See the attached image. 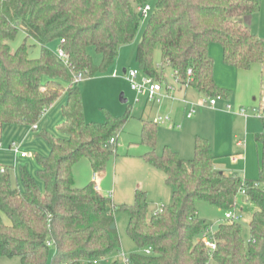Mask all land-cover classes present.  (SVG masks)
I'll list each match as a JSON object with an SVG mask.
<instances>
[{
  "label": "trees",
  "instance_id": "16d2710c",
  "mask_svg": "<svg viewBox=\"0 0 264 264\" xmlns=\"http://www.w3.org/2000/svg\"><path fill=\"white\" fill-rule=\"evenodd\" d=\"M146 4L149 0H0V129L37 124L65 89L63 81L70 84L61 135L43 133L50 153L37 156L38 175L21 166L22 187H16L9 168L0 171V256H20L22 264H105L121 248L119 232L111 228L120 210L129 216V237L141 249L152 247L151 254L132 253L130 264H208L211 258L218 264H264V108L256 134L262 147L257 179L217 169L212 144L202 135L196 136L190 159L168 145L157 153L158 124L143 120L142 140L150 147L143 158L165 174L172 187L169 203L150 214L144 191H136L135 203L118 205L93 181L76 186L74 165L86 156L95 173L103 172L117 146V139H111L127 117L87 121L74 75L92 76L99 70L90 48L102 54V69L112 64L122 45L137 36L143 17L139 7ZM259 7L258 0H158L147 17L136 62L143 73L161 81L169 67L185 81L191 78L189 86L202 95L228 98L230 90L215 82L210 44L222 45L230 66L250 69L263 62L264 39L241 20ZM20 30L25 42L14 50L10 42ZM29 39L41 45L40 57H31ZM56 41L67 61L49 48ZM158 45L162 63L157 66ZM242 185L248 202L256 206L250 238H244L241 221L225 220L215 231L217 248L210 252L201 239L208 222L200 217L197 201L231 209Z\"/></svg>",
  "mask_w": 264,
  "mask_h": 264
},
{
  "label": "rangeland",
  "instance_id": "374dc122",
  "mask_svg": "<svg viewBox=\"0 0 264 264\" xmlns=\"http://www.w3.org/2000/svg\"><path fill=\"white\" fill-rule=\"evenodd\" d=\"M157 1L149 0L153 9H155ZM258 2L259 9L245 14L241 20L254 34L264 39V0H258ZM147 20V18L142 17L141 26L135 39L122 45L118 57L105 69L100 67L103 60L102 54L90 48L89 52L99 70L92 76L84 74V78L78 82V86L82 90L84 114L87 121L104 123L109 118L127 117L115 135L118 139L117 146L114 154L107 162L106 169L100 173L96 172L101 193L108 196L112 191L114 203L120 205L135 203L136 191H144L147 193L149 213L153 214L161 205L171 201L172 187L166 182L163 171L150 165L143 158V155L150 150V147L142 140L143 120L157 121L159 115L171 114L181 127L178 129L171 127L169 123L157 122L156 151L162 154L165 146L168 145L173 150L178 151L181 157L183 156L185 159L194 157L195 138L198 134L202 136L210 134L218 139L227 138L231 142L236 134L244 131L245 121L242 125L238 116L243 120L249 119L251 128L260 129L261 119L258 108L264 104V60L254 63L250 69L230 66L224 61L222 45L219 42H212L209 49L211 48L210 54L214 59L215 82L219 87L230 90L229 98H217L216 108L208 104H201L196 114L190 118L186 117L185 106L179 102L180 100L170 102L165 99L162 103H155L147 101V96L141 94L138 96L139 101H136L137 92L131 88L129 81L124 77V69L127 71L137 69L142 73L136 62V51ZM25 38L24 31L20 30L16 38L10 42L12 48L15 50L20 47L25 42ZM28 43L31 57H40L41 45L33 39H29ZM58 45L59 42L56 41L48 46L55 50ZM154 63L157 66L162 63V49L159 45L154 52ZM172 76L173 71L169 67H165L164 80L166 77L168 82H174ZM69 85V82L63 81L65 89ZM65 89L46 110L37 123V129L22 123L8 124L0 130V140L4 144V148L0 150V169L1 167L9 168L13 186L22 187L21 166H27L33 176L38 175L40 166L37 156H46L50 153V145L43 133L47 131L55 136L61 135L59 127L63 122L62 105L67 99ZM176 95L181 96L182 93L177 92ZM234 95L237 97L234 98ZM187 97L201 103L206 96L191 88ZM228 103L233 106L231 112L220 109L225 108ZM241 107L245 108V114L239 111ZM209 108L220 110L221 114L223 113V120L220 121L215 111ZM235 117L236 125L233 123ZM10 145L19 146L20 153H27V157H21L20 153L16 154L10 149ZM225 149H227L226 144H219L220 151H225ZM229 161V159L225 161L228 166ZM226 169L225 171L228 173L231 172L228 167ZM73 170L77 187H84L93 180L95 172L88 157H82L74 165ZM41 185L43 187V184ZM245 200L246 197L240 193L238 201L241 206H244V217L241 224L244 238L248 240L250 238L249 221L256 206ZM197 210L200 217L206 219L208 224H214L215 230L226 219L227 210L221 209L207 200H198ZM128 221L129 216L126 212L119 210L115 213V223L121 239V248L104 259H108L105 264H112L114 261H117L118 264H125L123 253L130 257L132 253L143 250L129 237L127 233ZM54 253V248H51L49 257L52 258ZM0 264H22V261L20 256H0ZM208 264L218 263L211 258Z\"/></svg>",
  "mask_w": 264,
  "mask_h": 264
},
{
  "label": "built area",
  "instance_id": "2783aa9c",
  "mask_svg": "<svg viewBox=\"0 0 264 264\" xmlns=\"http://www.w3.org/2000/svg\"><path fill=\"white\" fill-rule=\"evenodd\" d=\"M152 9V6L150 4H146L144 6H140L139 10L142 14L143 17L147 18L150 11ZM61 42H64V39L61 40ZM54 52L63 60L67 61L68 60V55L65 52V50L61 47L58 46L56 47V49L54 50ZM188 76L190 77L192 75V69H189L187 72ZM117 75V74H114ZM124 77L129 81L131 88L137 92V98L136 101H139V97L141 94L142 95H146L147 96V100L149 102H155V103H162L163 100L165 99H170V100H181L182 102H184L185 104L188 105V110H187V117H192L196 112L198 107L201 104H208L211 107H216L217 105V98H219L220 96H214V97H205L202 99V102H196V101H192L190 99L187 98H179L174 94V90L179 86H189V80L185 81L184 79H182L179 75L177 71H174V82H166V81H161L159 79H156L150 75H147L145 73H140L137 69H132V70H128L126 71V73L124 74ZM84 78V72H78L74 75V82L78 83L81 80H83ZM264 108V104L259 106V111L261 113L262 109ZM226 109L231 111L233 110V106L232 104H227ZM239 111L243 114L246 113V110L244 107H241L239 109ZM46 112V111H45ZM156 122H161V123H169L171 127H180V124H176L173 122L172 118L170 115H159L157 117V121ZM34 129L38 128L37 124H34L32 126ZM116 141V137L114 136L111 139V142H115ZM11 150H13L16 154H19V146H14V145H10L9 146ZM4 148V144L2 142V140H0V150H2ZM21 157H27V153L25 152H21L20 153ZM5 169V167H1L0 171H3ZM96 189H99V186L95 184ZM240 193H242L243 195L246 196V187L245 185H242L241 189H240ZM108 197L112 198L113 197V192L110 191V194L108 195ZM244 212L239 210L238 208V201H236L235 206L231 209H228L226 211V215H225V220H232V221H241L244 217ZM215 226L214 224H207L204 229L203 232L201 234V239L202 241L205 243V245L209 248L210 252H213L214 250H216L217 248V241L214 239V235H215ZM49 245L52 244V242L48 243ZM142 252H144L145 254H151L152 253V247L148 246L146 248H144L142 250ZM124 260H125V264H130V257H127L124 253ZM105 261H108L105 260Z\"/></svg>",
  "mask_w": 264,
  "mask_h": 264
},
{
  "label": "crops",
  "instance_id": "0c3cea01",
  "mask_svg": "<svg viewBox=\"0 0 264 264\" xmlns=\"http://www.w3.org/2000/svg\"><path fill=\"white\" fill-rule=\"evenodd\" d=\"M210 53H211V48H210ZM170 69L172 70V68H170ZM126 71L127 70L124 69L125 73H126ZM172 77L174 79V71H173V76ZM165 80H166V82H168V79L166 77H165ZM191 88H194V87H190V86H187V87L186 86H181V87H179L178 86L174 90V94L176 95L177 92H180V93H182V95L181 96L176 95L177 97L189 99L187 97V93L190 92ZM194 89H196V88H194ZM236 97H237V95H236ZM236 97L234 95V98H236ZM254 99L256 100V98H254ZM167 100H169L170 102H175L176 101V100H170V99H167ZM190 100H192V99H190ZM179 102L183 103V105L185 106V115L187 117L188 105L185 104L184 102H182L181 100ZM220 109L223 110V111H226V112H231L232 111V110L231 111L227 110L226 107L225 108H220ZM210 110L215 111V113L219 117L220 121L223 120V115H222L223 113L221 114L220 110L212 109V108ZM218 112H220V113L218 114ZM167 114H170V113H167ZM170 116H171V114H170ZM171 118H172V116H171ZM238 119L242 122V125H243V121H245V123H244V131L242 130L243 131L242 133L236 134L231 142L227 138L226 139H218L216 136L210 135V134H206L204 137L208 138L209 140H212L211 143H212V147H214L213 151H214V154H215L214 163H215V167L217 169H220V170L228 173L227 171H225L226 167H228L229 170H231V172L229 171L230 174L231 173H235L236 175L240 176L241 178H245V179H256L257 176H258L259 170H260V160H261V154H262V147H261V144H259L256 141V134L258 132H260L261 129H262V121H261V128L260 129H255V128H251L249 119L243 120L239 116H238ZM172 120H173L174 123L180 124L175 119L172 118ZM231 123H232V120H231ZM233 123H234V125H236V117H235V121ZM174 127L179 129L181 127V125H180V127H176V126H174ZM198 135H200V134H198ZM117 142H118V139H117ZM221 143L222 144H226L227 149H225V151H220L219 150V144H221ZM183 158H185V157H183ZM227 159L230 160L229 161V166L227 165V163H225V161ZM92 181L96 185L99 186L98 191L101 193V189H100L99 179H98L97 173H94ZM237 201H238V198H237ZM245 201L246 202L248 201L247 197H246ZM161 206H160V208H161ZM238 208H239V210L244 212V206L243 205L241 206L239 201H238ZM159 209H157V211Z\"/></svg>",
  "mask_w": 264,
  "mask_h": 264
},
{
  "label": "water",
  "instance_id": "95a60500",
  "mask_svg": "<svg viewBox=\"0 0 264 264\" xmlns=\"http://www.w3.org/2000/svg\"><path fill=\"white\" fill-rule=\"evenodd\" d=\"M111 228H113V229L116 228V223L115 222L111 224Z\"/></svg>",
  "mask_w": 264,
  "mask_h": 264
}]
</instances>
